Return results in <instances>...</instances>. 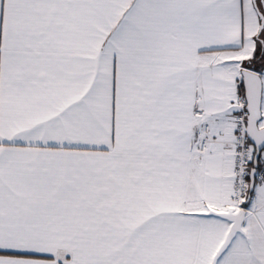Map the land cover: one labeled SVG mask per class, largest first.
Here are the masks:
<instances>
[{"label": "snow or ice", "instance_id": "snow-or-ice-1", "mask_svg": "<svg viewBox=\"0 0 264 264\" xmlns=\"http://www.w3.org/2000/svg\"><path fill=\"white\" fill-rule=\"evenodd\" d=\"M0 264H264V0H0Z\"/></svg>", "mask_w": 264, "mask_h": 264}]
</instances>
